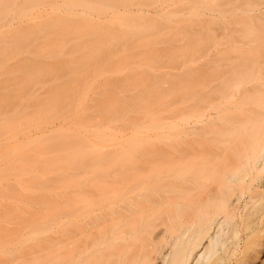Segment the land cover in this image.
Instances as JSON below:
<instances>
[{
    "label": "rangeland",
    "instance_id": "obj_1",
    "mask_svg": "<svg viewBox=\"0 0 264 264\" xmlns=\"http://www.w3.org/2000/svg\"><path fill=\"white\" fill-rule=\"evenodd\" d=\"M87 1L12 0L0 17V242L9 241L1 242L0 254L11 257L10 264L56 259L49 252L62 243L65 198L74 208L80 182L133 148L174 144L155 136L187 103L178 100L177 89L196 68L222 66L226 56L235 62L240 53L226 50L244 34L238 17L246 21L264 9V0H116L103 8ZM262 17L255 36L264 54ZM143 27L142 35L137 29ZM136 130L144 132L131 136ZM146 134L151 138L141 137ZM262 172L257 184L264 183ZM91 202L87 196L85 204ZM257 239L252 263L264 264Z\"/></svg>",
    "mask_w": 264,
    "mask_h": 264
},
{
    "label": "bare ground",
    "instance_id": "obj_2",
    "mask_svg": "<svg viewBox=\"0 0 264 264\" xmlns=\"http://www.w3.org/2000/svg\"><path fill=\"white\" fill-rule=\"evenodd\" d=\"M11 1L0 0V17L12 9ZM89 1L99 8L116 2ZM252 13L255 15H250L252 18L246 21L242 15L238 17L241 20L236 24L244 28V34L226 50L238 51L240 57L231 61L227 52L221 50L226 56L225 64L196 68L184 87L187 96H183L184 88L177 89L178 100L186 99L187 103L183 107L181 102L170 126H162L164 130L158 134L154 132L155 137L169 139L173 145L133 148L127 152L126 159L110 161L93 178L80 182L76 188L71 187L77 201L72 208L69 197L65 198L59 227L63 231L62 243H59L60 248L55 246L59 251L56 248V251L52 249L54 253L51 249L48 251L56 259L46 257V251L42 259L49 260H46L48 263L42 260L43 264L255 262L253 247L257 237L263 235V240H257L264 244V189H261L264 183H256L264 171V54L258 51L259 37L255 36L262 24L264 9ZM154 25L146 26L147 32L156 31ZM135 28L132 30L140 32H135L136 36L146 32L144 27ZM30 76L28 72L20 79L22 87L30 81ZM53 102L49 100L50 104ZM143 132L136 130L131 136ZM151 135L141 137L151 138ZM87 196L92 198L90 204H85ZM36 235L39 232H35ZM6 247L9 246L6 244ZM56 252L61 253L57 254L59 259ZM4 254H0V258L7 260L0 263L10 264L11 257L3 258ZM17 261L13 264L23 261L27 264L25 260Z\"/></svg>",
    "mask_w": 264,
    "mask_h": 264
}]
</instances>
